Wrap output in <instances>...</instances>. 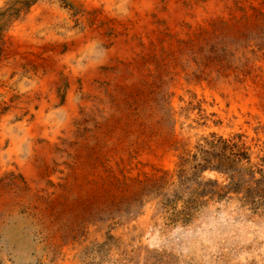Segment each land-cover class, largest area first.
<instances>
[{"label": "rangeland", "instance_id": "374dc122", "mask_svg": "<svg viewBox=\"0 0 264 264\" xmlns=\"http://www.w3.org/2000/svg\"><path fill=\"white\" fill-rule=\"evenodd\" d=\"M0 264H264V0H0Z\"/></svg>", "mask_w": 264, "mask_h": 264}, {"label": "bare ground", "instance_id": "6f19581e", "mask_svg": "<svg viewBox=\"0 0 264 264\" xmlns=\"http://www.w3.org/2000/svg\"><path fill=\"white\" fill-rule=\"evenodd\" d=\"M229 94H231V93H229ZM251 109V108H250Z\"/></svg>", "mask_w": 264, "mask_h": 264}]
</instances>
